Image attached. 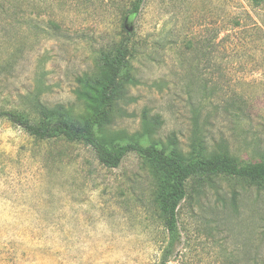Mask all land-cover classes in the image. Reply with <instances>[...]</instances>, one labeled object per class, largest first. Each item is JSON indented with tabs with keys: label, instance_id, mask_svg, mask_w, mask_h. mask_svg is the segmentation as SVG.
<instances>
[{
	"label": "rangeland",
	"instance_id": "1",
	"mask_svg": "<svg viewBox=\"0 0 264 264\" xmlns=\"http://www.w3.org/2000/svg\"><path fill=\"white\" fill-rule=\"evenodd\" d=\"M0 0V112L72 105L75 78L121 44L139 83L112 125L185 154L264 159V2ZM171 143V144H170ZM189 182L167 264H264V185ZM145 161L41 140L0 118V264H158L168 245Z\"/></svg>",
	"mask_w": 264,
	"mask_h": 264
},
{
	"label": "trees",
	"instance_id": "2",
	"mask_svg": "<svg viewBox=\"0 0 264 264\" xmlns=\"http://www.w3.org/2000/svg\"><path fill=\"white\" fill-rule=\"evenodd\" d=\"M134 9L137 11L140 3ZM256 7L264 0H250ZM74 95L82 106L77 113L72 105L62 103L47 106L35 105V117L5 111L14 125L21 127L30 136L41 140L64 139L82 143L92 149L103 166L116 168L124 157L135 152L147 164L154 195L165 220L168 245L158 264H167L171 243L178 237V209L187 195V185L211 181L219 176L240 178L255 185H264V159L241 164L227 153H205L201 149L185 154L180 149L163 146L151 139L159 125L158 116L142 113L141 131L129 134L113 130L112 125L126 115L125 106L134 101L130 88L139 83L129 61V50L120 45L113 53L100 51L96 56L95 69L75 78ZM193 186V187H194Z\"/></svg>",
	"mask_w": 264,
	"mask_h": 264
}]
</instances>
